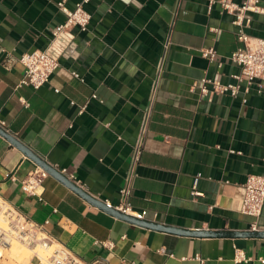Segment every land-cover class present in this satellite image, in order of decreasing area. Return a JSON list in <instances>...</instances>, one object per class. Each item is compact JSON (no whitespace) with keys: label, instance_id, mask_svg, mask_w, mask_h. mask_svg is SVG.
<instances>
[{"label":"crops","instance_id":"crops-1","mask_svg":"<svg viewBox=\"0 0 264 264\" xmlns=\"http://www.w3.org/2000/svg\"><path fill=\"white\" fill-rule=\"evenodd\" d=\"M59 1L0 0V118L11 134L115 206L146 126L131 197L146 221L192 232L264 233V209L258 220L239 210L248 176L264 173V95L255 85L247 93L246 84L236 98L193 88L205 78L236 83L241 70L230 57L243 44L234 16L219 3L210 10L208 0H92L88 31L72 30L74 42L50 81L38 90L20 87V58L47 50L66 20ZM247 17L245 32L264 39V12ZM212 47L214 61L203 53ZM38 167L0 134V200L41 225L81 264H264V237L187 236L131 224L51 175L42 200L29 196L21 181ZM6 253L0 264H40L36 252L24 262L5 259ZM238 254L248 260L237 261Z\"/></svg>","mask_w":264,"mask_h":264},{"label":"built area","instance_id":"built-area-1","mask_svg":"<svg viewBox=\"0 0 264 264\" xmlns=\"http://www.w3.org/2000/svg\"><path fill=\"white\" fill-rule=\"evenodd\" d=\"M91 1L81 0L74 9H70L67 6V0H60L58 2V8L66 16V20L55 29L53 41L47 50H36L26 53L20 58L19 61L25 67L20 87L30 86L38 90L50 81L51 76L60 66L61 58L66 56V50L74 42L72 30L78 28L81 32L88 31L92 15L86 9V5ZM208 2L210 10H212L215 4L219 3L223 12L234 16L233 23L238 27V39L243 46L236 50L230 58L240 67L241 71L239 74L233 76L236 80L235 84H222L221 82L205 78L200 82H195L193 88L199 87L201 93L204 95L228 93L236 98L241 93L242 85L246 84L245 91L247 93L255 85L257 86L258 93L264 95V39L251 37L245 32V28L251 22V19L247 17V13L264 12V8L260 6V1L246 0L242 5L233 2V0H208ZM176 17L177 10L174 12L171 29L164 41L165 51L170 48L172 43V30ZM203 53L210 61H214L217 57V51L214 47L204 50ZM162 70L163 68H160V72ZM74 76L78 78L79 74L74 73ZM97 98V95L92 96V99ZM21 101L26 107L29 106L26 100L22 99ZM0 128L11 134L6 121L1 118ZM146 134L147 127L144 126L137 145L134 148L133 169L127 177L125 186L119 192V204L114 206L108 201L105 202L109 208L139 220H145L147 212L135 211L131 204V197L133 182L136 177V166L141 161ZM58 171L75 185L82 187L81 182L74 174H69L66 169L58 168ZM48 177L49 174L44 169L38 167L21 181L23 191L29 196H36L42 200L41 192L44 182ZM9 178L13 181L16 180L13 175H10ZM198 181L199 176L195 179L194 189H196ZM242 192L243 197L239 210L243 214L252 216L258 220L262 216L264 209V173L261 175H249L246 182L242 185ZM194 194L198 195V192L194 190ZM252 230H257L256 223L253 224ZM15 240L35 252L37 250L44 251L46 253L44 255L46 263L40 259L38 253H35L40 264H81L67 247L57 244L41 225L29 220L10 203L0 200V246L7 248ZM103 245L107 248L114 246L110 242H105ZM195 259L200 260V256H196ZM236 260L247 261L248 259L243 254H238Z\"/></svg>","mask_w":264,"mask_h":264},{"label":"water","instance_id":"water-1","mask_svg":"<svg viewBox=\"0 0 264 264\" xmlns=\"http://www.w3.org/2000/svg\"><path fill=\"white\" fill-rule=\"evenodd\" d=\"M0 134L4 137H6L13 145L18 147L20 150H22L29 158H31L39 167L44 169L49 175L53 176L57 180H59L62 184L73 190L76 194H78L81 198L86 200L91 205L99 208L100 210L114 216L115 218H118L120 220L126 221L131 224H135L138 226L154 229V230H160V231H170V232H176L187 236H199V237H235L238 235H248V236H254V237H264V233L259 232H249V233H233V232H210V231H187V230H179L175 228H168L165 226H162L160 224L152 223L146 220H139L132 216H128L122 212H119L115 209L109 208L105 202L94 198L90 194H88L86 191L82 190L80 187L75 185L73 182L68 180L64 175H62L58 170L50 166L47 162H45L42 158H40L35 152H33L28 146L20 142L15 136L12 134L6 132L4 129L0 128Z\"/></svg>","mask_w":264,"mask_h":264},{"label":"bare ground","instance_id":"bare-ground-1","mask_svg":"<svg viewBox=\"0 0 264 264\" xmlns=\"http://www.w3.org/2000/svg\"><path fill=\"white\" fill-rule=\"evenodd\" d=\"M4 250H7L8 254L18 262H24L26 259L31 258L32 254L35 253V251L16 240L13 241L7 248L0 246V258L2 257V255H4ZM42 252L44 251L41 250V252L36 253H38L40 259L45 262L46 259Z\"/></svg>","mask_w":264,"mask_h":264},{"label":"rangeland","instance_id":"rangeland-1","mask_svg":"<svg viewBox=\"0 0 264 264\" xmlns=\"http://www.w3.org/2000/svg\"><path fill=\"white\" fill-rule=\"evenodd\" d=\"M6 251H7V250H6ZM7 252H8V251H7ZM37 252H38V251H37ZM39 252H41V251H39ZM44 253H45V252H42V254H44ZM45 254H46V253H45ZM45 254H44V255H45ZM33 255H34V253L32 254V257H33ZM4 257H5V259L10 260V261H12V262L15 261V260H13V259H12L7 253H6V255H5ZM32 257H31V258H32ZM15 262H16V261H15ZM24 264H25V263H24Z\"/></svg>","mask_w":264,"mask_h":264}]
</instances>
